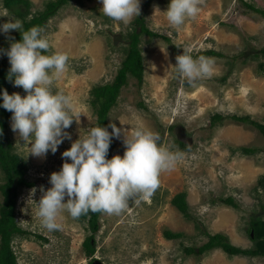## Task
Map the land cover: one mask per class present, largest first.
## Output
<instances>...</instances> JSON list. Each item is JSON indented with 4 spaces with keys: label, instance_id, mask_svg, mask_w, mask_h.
<instances>
[{
    "label": "rangeland",
    "instance_id": "rangeland-1",
    "mask_svg": "<svg viewBox=\"0 0 264 264\" xmlns=\"http://www.w3.org/2000/svg\"><path fill=\"white\" fill-rule=\"evenodd\" d=\"M29 1L34 14L48 0ZM169 2L140 0L139 17L156 35L139 33V17L124 25L104 16L100 0L70 1L41 27L51 50L66 51L70 57L53 91L70 95L73 112L81 114L66 129L71 140L43 158L31 154L25 158L27 146L20 144L23 141L11 130V117L8 120L10 151L26 159V178L33 182L16 190L15 221L26 231L11 240L17 264H264V256H230L220 248L203 254L185 250L201 246L215 233L250 248L254 245L248 232L250 219L264 220V184L259 181L264 178V135L233 118L264 124V17L247 6L263 9L264 0H202L198 15L178 28L166 20ZM4 13L17 19L0 0V15ZM7 20L0 16V23ZM134 28L139 33L143 78L138 82L127 77L108 113L107 128L111 132L109 124L114 123L126 130L125 135L137 127L149 129L159 134L161 146L182 151L183 158L174 169L161 173L159 187L150 198H133L119 215L100 213L94 253L88 256L83 248L90 234L88 216L73 219L64 212L58 218L61 229L49 232L41 227L29 194L35 188L31 199L39 200L41 188L51 186L50 174L61 168V153L97 125L91 89L113 80ZM15 32L11 30L10 36ZM4 41L8 39L0 33V45ZM208 51L215 53L204 54ZM185 52L194 58H211L213 74L192 84L176 76L175 57ZM12 92L25 94L16 86ZM213 114L222 119L211 124ZM175 139L188 147L179 149ZM112 142L111 156L123 155V138ZM243 147L257 150L245 154ZM5 181L0 168V186ZM177 193L185 194L188 217L171 203ZM227 198L236 206L227 204ZM3 201L0 189V205ZM166 230L182 236L167 239Z\"/></svg>",
    "mask_w": 264,
    "mask_h": 264
},
{
    "label": "clouds",
    "instance_id": "clouds-1",
    "mask_svg": "<svg viewBox=\"0 0 264 264\" xmlns=\"http://www.w3.org/2000/svg\"><path fill=\"white\" fill-rule=\"evenodd\" d=\"M201 3L202 0H170L165 11L168 25L178 28L187 19L195 18ZM100 4L104 16L124 25L140 16V0H100ZM0 16L8 17L0 23V33L9 41L7 48H0L10 65L6 79L25 93L9 94L0 88V107L11 113V130L23 141L19 143L27 146L25 158L29 154L39 158L49 152L55 154L64 140H71L66 129L81 114L73 112L70 95L53 91L54 82L68 69L69 54L52 51L40 27L24 30L19 19H12L7 13ZM11 30L20 32L21 39L11 37ZM175 61L174 74L188 84L214 72V61L205 56L194 58L185 52L177 55ZM109 127L111 132L97 124L71 142L61 153L60 170L50 174L51 186L41 188L38 201L31 199L36 189L30 190L29 199L36 204L42 228L49 232L60 230L58 218L64 212L73 219L90 212L119 215L133 198H150L159 187L161 173L174 169L183 158L182 151L161 146L159 134L149 129L137 127L125 135L126 130L116 124L110 123ZM121 137L123 155L108 158L112 139Z\"/></svg>",
    "mask_w": 264,
    "mask_h": 264
},
{
    "label": "trees",
    "instance_id": "trees-1",
    "mask_svg": "<svg viewBox=\"0 0 264 264\" xmlns=\"http://www.w3.org/2000/svg\"><path fill=\"white\" fill-rule=\"evenodd\" d=\"M74 0H48L43 9L31 14V3L29 0H2L3 7L6 8L17 19L22 21L23 29L26 30L31 26L43 27L47 20L54 16L57 11ZM249 8L259 12L264 17V8L258 9L252 5H247ZM31 15L30 18L28 16ZM139 26V33H147L149 35H156L151 32L144 25L143 17L136 19ZM139 33L134 30L129 35L130 39L127 44L126 53L120 66L111 82L96 85L91 89V105L94 108L96 115V123L101 126L107 127L108 113L116 102L121 87L126 83L127 77L133 76L138 82L143 78V57L141 51L138 48V35ZM15 40L21 39L20 32L16 31L13 34ZM9 41L1 43L0 48H7ZM264 55V49L261 51ZM215 53L214 51H208L204 54ZM10 65L7 56L2 55L0 60V88L8 91L9 94L13 93V84L6 79ZM11 117V113L4 108L0 107V168L4 172L6 181L0 186V189L4 196V201L0 205V264H17L16 256L11 247V240L15 234H26V231L21 229L15 221V202H16V190L20 186H32L33 182L26 178L28 165L26 159L15 152L10 151L11 142L7 135V123ZM237 121L248 122L255 128H257L264 135V124L250 120L247 117H236ZM211 124H215L222 119L220 114H213L211 117ZM179 149L187 148L188 146L180 139H175ZM111 141L108 158H111V148L113 147ZM257 148L243 147L242 151L245 154H252ZM264 184V178L259 180ZM227 204L236 206L232 198L224 200ZM171 203L185 216H189L188 205L185 199L184 193L175 194ZM101 212L89 213L87 222L90 230V234L83 241V248L88 256H92L94 253V235L99 228V215ZM249 236L252 239L254 245L250 248H242L231 243L228 236L223 233H215L208 235V239L199 247H187L185 250L188 254H203L211 249L220 248L223 252L230 256L235 255H248V256H264V220L258 216H254L249 222ZM252 232V236L250 235ZM182 233L172 232L166 230L164 237L167 239L179 238ZM41 237V236H39ZM44 239V238H43Z\"/></svg>",
    "mask_w": 264,
    "mask_h": 264
},
{
    "label": "water",
    "instance_id": "water-1",
    "mask_svg": "<svg viewBox=\"0 0 264 264\" xmlns=\"http://www.w3.org/2000/svg\"><path fill=\"white\" fill-rule=\"evenodd\" d=\"M251 236H252V232H251Z\"/></svg>",
    "mask_w": 264,
    "mask_h": 264
}]
</instances>
